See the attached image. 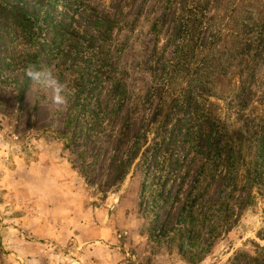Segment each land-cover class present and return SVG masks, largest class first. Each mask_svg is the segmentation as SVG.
I'll list each match as a JSON object with an SVG mask.
<instances>
[{
    "label": "rangeland",
    "instance_id": "rangeland-1",
    "mask_svg": "<svg viewBox=\"0 0 264 264\" xmlns=\"http://www.w3.org/2000/svg\"><path fill=\"white\" fill-rule=\"evenodd\" d=\"M0 264H264V0H0Z\"/></svg>",
    "mask_w": 264,
    "mask_h": 264
},
{
    "label": "clouds",
    "instance_id": "clouds-1",
    "mask_svg": "<svg viewBox=\"0 0 264 264\" xmlns=\"http://www.w3.org/2000/svg\"><path fill=\"white\" fill-rule=\"evenodd\" d=\"M26 75L43 88L51 90V99L54 104L65 103L64 84L54 75L51 69L45 66L29 65L25 68Z\"/></svg>",
    "mask_w": 264,
    "mask_h": 264
},
{
    "label": "trees",
    "instance_id": "trees-1",
    "mask_svg": "<svg viewBox=\"0 0 264 264\" xmlns=\"http://www.w3.org/2000/svg\"><path fill=\"white\" fill-rule=\"evenodd\" d=\"M186 75H187V74H186ZM189 76H190V75H189ZM186 96H187V95H186ZM174 102H176V98L174 99ZM216 128H217V130L219 129V124H217ZM217 135H218V136L216 137V138H217V140H220V139H221V137L223 136V133H221V132H220V133H218V132H217ZM224 135H225V134H224ZM192 204H193V202H191V205H190V207H192Z\"/></svg>",
    "mask_w": 264,
    "mask_h": 264
}]
</instances>
